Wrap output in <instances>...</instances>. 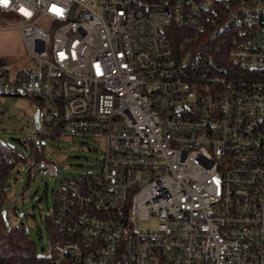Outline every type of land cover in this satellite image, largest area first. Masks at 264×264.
<instances>
[{
	"label": "built area",
	"instance_id": "built-area-1",
	"mask_svg": "<svg viewBox=\"0 0 264 264\" xmlns=\"http://www.w3.org/2000/svg\"><path fill=\"white\" fill-rule=\"evenodd\" d=\"M0 12L31 62L10 71L0 57V99L39 105L21 129L103 141L96 173L58 183L50 264H264V0H7ZM171 25L221 39L175 49ZM61 168L42 157L28 173Z\"/></svg>",
	"mask_w": 264,
	"mask_h": 264
},
{
	"label": "rangeland",
	"instance_id": "rangeland-1",
	"mask_svg": "<svg viewBox=\"0 0 264 264\" xmlns=\"http://www.w3.org/2000/svg\"><path fill=\"white\" fill-rule=\"evenodd\" d=\"M4 17L0 15V23ZM0 57L5 59L7 68L15 70L31 66L24 51L19 32L16 29H0ZM7 114L0 115V142L16 148L25 156L7 178L5 199L1 205L3 220L7 226L23 224L38 254L50 251L51 238L45 219L53 209L54 194L62 176L77 173H96L103 148L101 139L89 137H47L30 134L21 129V124L31 128L32 115L39 106L27 97L0 99ZM31 138L35 145L42 147L43 157L62 166L56 175L29 177L33 160L29 148L23 141ZM153 223H140L139 227Z\"/></svg>",
	"mask_w": 264,
	"mask_h": 264
},
{
	"label": "trees",
	"instance_id": "trees-1",
	"mask_svg": "<svg viewBox=\"0 0 264 264\" xmlns=\"http://www.w3.org/2000/svg\"><path fill=\"white\" fill-rule=\"evenodd\" d=\"M0 15H2L1 12ZM166 38L175 49L182 48L183 51L190 50L195 54L208 51L221 39L218 32L206 31L195 34L193 31L173 25L168 27ZM47 137L52 138L51 136ZM23 143L29 148L28 155L32 160L43 157L42 147L35 145L31 138H26ZM25 159V156L16 148L0 142V264H50L48 253L38 254L36 252V248L23 224L7 226L1 212V205L5 199L8 175L18 163ZM45 219L52 241L55 237L56 229L51 225L50 215L45 217Z\"/></svg>",
	"mask_w": 264,
	"mask_h": 264
},
{
	"label": "water",
	"instance_id": "water-1",
	"mask_svg": "<svg viewBox=\"0 0 264 264\" xmlns=\"http://www.w3.org/2000/svg\"><path fill=\"white\" fill-rule=\"evenodd\" d=\"M32 118H33V125H34V126H37L36 111H34V113H33V115H32Z\"/></svg>",
	"mask_w": 264,
	"mask_h": 264
},
{
	"label": "snow or ice",
	"instance_id": "snow-or-ice-1",
	"mask_svg": "<svg viewBox=\"0 0 264 264\" xmlns=\"http://www.w3.org/2000/svg\"><path fill=\"white\" fill-rule=\"evenodd\" d=\"M0 3H7V0H0Z\"/></svg>",
	"mask_w": 264,
	"mask_h": 264
}]
</instances>
